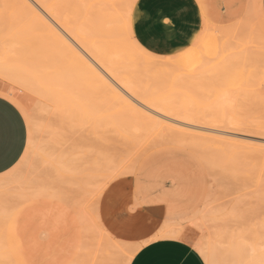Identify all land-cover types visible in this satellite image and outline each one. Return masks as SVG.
<instances>
[{
    "label": "rangeland",
    "instance_id": "rangeland-1",
    "mask_svg": "<svg viewBox=\"0 0 264 264\" xmlns=\"http://www.w3.org/2000/svg\"><path fill=\"white\" fill-rule=\"evenodd\" d=\"M134 1L90 0L93 17L96 20L93 29V39L95 42H102L108 47L110 46V50H122L123 52H120V54L113 53L111 56L118 58L117 62H119L120 66L122 65L123 73L125 75L127 73L126 76H129L130 79L132 78V81L136 79L137 82H140L141 88H143L142 84L145 86L147 84L148 89L143 86L148 92L150 91L149 93L151 96L153 95L152 97L156 99L158 97L160 99L163 98L176 106L178 105V107H186L189 113L195 114L194 117L203 123H196L195 125L193 123L191 125L190 123H180L151 115L158 122V125H155L142 122L140 119H132L131 116L113 115V110L117 111L120 107L117 101H111L110 98L109 100L106 98L108 102H103V104L105 103L108 108L105 106L103 108L102 101H99V99H102L100 98L102 97L101 95L106 92L94 89H91L92 99H95L98 104H102V107H100L104 111L107 110L105 112L107 117L97 105L99 112L101 111L103 115L100 117L98 114L99 116L96 117L97 115L95 114L93 116L95 122H91L93 119L88 118L89 122L84 121L82 123L80 122L82 117L78 119L77 115H74L75 117L67 116V112L64 109L62 111L64 114L61 113V103H58L59 100L55 95L57 93L53 96L56 91H45L46 89L41 88L40 83L38 89L35 83L38 93L36 98L39 101L33 105V110L38 117L35 121L33 136L36 152L43 161H47L46 163L52 169L55 177H60L65 181L75 179L78 181H75L72 186L70 184L67 185V191H58L53 186L54 181L52 178L42 175L38 170H34L27 161L20 174L0 175V232L4 231L3 233H6L8 231L11 245L16 248L22 247V250L28 252L25 253L27 257L25 258L30 264H76V262L78 264H88L89 238H86L83 233L79 235L81 229L78 231L77 228H80L79 224L84 223V219H93V214L97 213L102 225L109 233L124 241L123 245L135 246L139 239L136 237L137 235L129 233L128 229L118 230L119 235L114 234L110 230L105 223L108 217L100 210V190L97 189L99 191L96 192L95 187L94 191L91 190V186L93 187L94 183H101L99 180L102 181L103 177L115 168V165L118 173V178H116L115 182L122 184L123 197L128 202L126 204V208L129 209L127 215L132 216L133 211L136 209L150 206L157 207L163 218L160 228L164 225L165 220H174V227H178V230L181 228V236L192 245H195L199 249L198 252L200 254V250L204 252L206 256L204 254L201 256L207 264H234L235 259L231 257V254L234 253L231 251L234 249V243H232L234 238L236 237L235 240L240 239L237 236L241 234L242 238L240 241L243 244V238L246 239L244 240V242L246 241L245 245H243L246 249L249 246L246 243L250 241L249 233L253 231V229L250 231V226L254 224L260 229L264 223V135L251 127L252 122L264 124V27L257 12L255 1L247 0L246 11L239 19L230 24H206L207 21H204L194 42L182 51L173 55H157L147 50L151 53V57L143 56L139 49L128 45L122 35L121 18L124 11L131 12L132 10V8L125 9L122 6L132 5ZM18 2L17 0H0V77L7 71L13 78H22L23 72L27 73L26 70H29V73L32 70H37L36 73L38 74L42 72L36 75L32 71V75L35 74L33 77L37 76L38 78L41 75L46 77L47 71L51 70L53 66L55 69L49 71L51 72V74H48L50 75L49 77L56 70L60 71V69L63 73L67 71L69 75L71 73L69 71L75 72L73 68L63 71L62 68L64 66L66 68L69 66L68 64L63 66V60L60 63L61 65L58 64L62 56H60L55 45L51 44L47 39L46 24L48 25V21L33 5L30 4V7L26 5L19 7L21 3L19 2V4ZM204 25L208 28L206 29L207 31H204ZM209 29L211 32H208L210 31ZM244 35L246 36L244 37ZM105 41H108V43ZM200 41L206 42L205 45L198 47L199 43L203 45ZM215 48L218 50L215 51ZM238 48L239 50H237ZM234 50L236 52H233ZM241 50H243V53ZM237 54L238 56L242 55L244 59H240L242 56L238 58ZM224 55H226V58H222ZM120 57L123 59L121 62ZM48 58L49 60H47ZM51 58H56L54 61L58 62V65L54 61L53 65L51 63L53 59ZM48 61H50L49 64L47 63ZM45 66L46 69L44 68ZM72 73L71 75L73 76ZM45 77L44 79L47 78ZM68 77L71 79L70 76ZM82 90L84 93V89ZM120 94L119 92V96H121ZM124 100L134 106L130 99L126 100L125 97ZM82 102H84V99L79 98L78 103L82 105ZM79 107L81 108L82 106ZM58 108H60V111H58ZM92 110L94 109L92 108ZM118 110L121 111L120 108ZM110 116L111 118L112 116L114 118L117 117L115 120H120L121 122H117L115 126L112 125L111 127V124H109L111 121L108 123ZM97 118L104 119V122L100 120L99 127L96 124L99 121H96ZM229 119L232 122L234 120L235 122L237 121V123L231 122L233 126L236 125L234 126L235 128L228 124L229 122L227 121ZM241 122L245 126L247 125L246 128L249 127V129L238 130L237 126ZM79 127L81 130L78 129ZM110 127V130H113L112 132L108 130ZM105 130L106 132L103 135ZM114 130L116 131L115 134L119 135H117V139H121L120 141L116 137L113 139ZM92 131L93 133H91ZM98 131L102 133H97ZM176 131L180 133L183 131L184 136L177 135ZM110 134H112V138ZM163 136L165 140H160V138L163 139ZM187 136L190 139L193 138L191 139L193 141L191 142L190 139L185 138ZM72 137L75 138L73 139ZM89 138L90 140H88ZM102 138L103 141L101 140ZM183 138H185V143L179 144L181 141L183 142ZM69 139L70 141H68ZM145 139L148 140L145 141ZM76 140H81V142ZM97 140H101L102 143L100 144ZM108 140L110 141L107 143ZM115 140L120 143H115L117 142ZM123 140L124 143L122 142ZM90 141L91 145H95L90 146ZM104 141L106 144H104ZM155 141L158 143H155ZM173 141H179V143H174ZM110 142H112V145H110ZM146 144H149V146ZM71 145L72 147L74 146V151L78 145V149L81 147L83 151L79 149L74 152L71 150ZM122 145L124 146L122 147ZM131 145L133 146L131 147ZM110 146L114 147V153L118 150V153L116 152L117 155L112 153ZM99 148L101 150L109 149L110 152L108 151V153L114 155L111 159L115 158L113 162L115 163L116 161V164H113L108 156L109 154L107 157L103 156V153L102 157L100 154L102 151ZM124 148L126 151L123 150ZM78 152H80L79 155L76 154ZM121 152L125 153L122 154ZM97 153H99L98 158L92 156V154L97 156ZM106 153L107 150H105L104 155ZM72 154H76L77 159L72 157ZM132 154L134 155L132 156ZM79 156H82V158ZM126 156L128 161L131 159L129 163H127ZM70 157L72 158L71 162H69L70 159H67ZM101 157L103 158L102 160ZM96 158L104 163L102 164ZM65 160H69L68 163ZM117 160L120 162V168L119 164L117 167ZM95 161H98V164ZM70 163H73L75 170L77 169L76 172L72 169L73 167L70 166ZM104 164L107 169H109V165L114 168L107 172L108 170L105 171L106 169H104ZM63 165H66L65 168ZM92 167L94 169L98 167L97 171L91 170ZM68 169L73 174L75 172L74 176L71 174L68 177L70 173L67 171ZM102 170L106 172V175L102 174L103 177L101 176L102 172L100 174L98 172ZM92 171L95 172L94 175H91ZM77 173L79 174V176L77 175L78 177H76ZM96 173L100 176H97ZM96 176L99 179L95 178ZM108 177H110L109 174L105 179ZM110 180L108 182L106 180L102 181V189L99 187L102 192L106 191L110 184L114 182ZM45 189L46 193L43 191ZM91 191L93 192L92 194ZM163 195L165 199H162ZM63 198L64 200H62ZM94 200L97 202L95 212H93L92 208ZM83 207L88 210L87 212L84 210V214H82ZM75 212L78 213L76 214ZM80 213L81 216L85 215V218L77 222ZM1 214L4 216L2 217ZM193 216H195L197 221L195 228L192 227ZM5 217L8 218L7 221L4 220ZM87 219L85 222L91 225V228L93 225L94 229V221H88ZM114 223L115 221H113ZM259 223L260 225H258ZM11 228L16 229L18 235H15L16 230L14 231ZM93 231H96V228ZM245 231H247V234L243 235L242 232ZM20 242L22 243L20 244ZM140 242L143 241L140 240ZM76 244H79V251L74 249ZM86 250L88 251L87 254ZM39 254L41 255L39 256ZM72 254L75 259H73L74 256ZM118 257L117 260L119 259ZM76 258L79 259L76 260Z\"/></svg>",
    "mask_w": 264,
    "mask_h": 264
},
{
    "label": "bare ground",
    "instance_id": "bare-ground-1",
    "mask_svg": "<svg viewBox=\"0 0 264 264\" xmlns=\"http://www.w3.org/2000/svg\"><path fill=\"white\" fill-rule=\"evenodd\" d=\"M10 1H12V0H10ZM17 1H19L18 3L20 4V6L19 7H21L22 5H26L27 7H30V4L31 5H33L34 7H35V9H37L40 13H41V15L47 20V17L44 15V12H42L39 8H37L36 7V5H43L44 6V11H46L49 15H51L52 17H54L55 18V20L57 21V23H59L70 35H71V37H72V39L73 40H75L87 53H88V56H91L94 60H95V64L94 63H92L89 59H88V56H85L81 51H80V49L79 48H77L74 44H72V42L71 41H69V40H67L65 37H64V35L54 26V25H52L51 24V22L50 21H48V25L46 24V28H47V31H46V36H47V39L51 42V44H54L55 45V48L59 51V53H60V56H62V59L61 60H57L58 62H56V61H54V60H56V58H51V59H53L52 61H51V63L54 65V62H55V64H60V63H62L63 61H64V63H62V65L64 66V64H68L69 66H67V68L65 67V69H64V67L62 68V70L64 71V70H66V69H72L73 68V71L75 70V72H73L72 73V71H69V72H71L72 74H73V76L71 75V73H70V75H69V73L66 71V72H61V69H60V71H58V70H54L55 72V74L53 73L52 75H51V77H49L50 75H48V74H51V72H49V71H52V69H55L54 68V66H53V68H52V66H51V70H46L47 71V73H46V71H45V73L47 74V78L46 79H44V77H42V75H41V77H38L37 78V76H35V77H33L34 78V82L37 84L36 86H37V88L39 89V83H40V85L42 86H40L41 88H45L46 90L45 91H47V90H51V91H56V92H52L53 93V96H54V94L55 93H57V94H55L56 95V98L60 101H58V103H61L60 105H61V107H62V109H61V113H62V111H63V109H64V111L65 112H67L66 114H67V116H76L77 115V117H78V119H80V117H82L81 119V121L80 122H84V121H86V122H89V120H88V118H90V119H93L94 117V115L96 114L97 116L96 117H98L99 115H100V117L103 115L102 113H101V111L99 112V108H100V110H103V109H101V107H102V104H103V102H108L107 101V99L109 100V98H110V100L112 101H117V103L119 104L118 106H120L119 108L121 109V111H119L116 107H114V108H116L117 109V111H114L113 110V112L114 113H112L113 115H122V116H131L132 117V119L133 118H136V119H140L142 122H145V123H149V124H155V125H158L157 123V120H155L151 115H153V116H156V117H159V118H161V119H171V120H173V121H178V122H182V123H190L191 125L193 124V125H195L196 123H203V122H201V121H199L198 119H196L194 116H195V114H192V113H189V111H188V109L186 108V107H178V105L176 106L175 104H173L172 102H170V101H168V100H164L163 98L162 99H160L159 97H158V99H156V98H154V97H152L151 96V94L145 89V87L147 88V84H146V86L144 85V84H142V87L143 88H141V84H140V82H137L136 81V79H133V81H132V78L130 79L129 78V76L127 77L126 75H127V73H126V75L123 73L124 71L122 70V68H121V66L119 65V62H117V59H116V57L114 56H111L113 53L114 54H116V53H119L120 54V52H123L122 50H118V51H114L115 49H113V50H110V46L108 47L105 43H102V42H95V40L93 39V29H94V26H95V22H96V20L94 19V17H93V13H92V11H93V9H92V5H91V2H90V0H17ZM136 1V0H135ZM134 1V2H135ZM255 2H256V0H254ZM29 2V4H27ZM13 3V2H12ZM17 3V2H16ZM10 4V3H9ZM134 5V3L132 4V6ZM18 6V5H17ZM23 7V6H22ZM249 12V11H248ZM261 21H262V19H261ZM206 24H209L208 22H206ZM262 25H263V27H264V22L262 21ZM205 26V25H204ZM206 29H208L206 26H205V30L204 31H207ZM210 30V29H209ZM220 30V29H219ZM208 32H211V30L210 31H208ZM239 32V31H238ZM204 33V32H203ZM214 34V33H213ZM220 34V33H219ZM241 34V33H240ZM235 35H236V33H235ZM234 35V36H235ZM252 35V34H251ZM246 35H244V37H245ZM237 37V36H236ZM248 37V36H247ZM253 37V36H252ZM240 38H241V36H240ZM238 39V38H237ZM197 40H199V39H197ZM238 40H240V39H238ZM206 41V40H205ZM248 41V40H247ZM252 41V40H251ZM48 42V41H47ZM106 43H108V41H105ZM197 42V41H196ZM200 42H202V41H200ZM214 42V41H213ZM217 42V41H216ZM240 42H242L241 40H240ZM49 43V42H48ZM205 43L206 42H202V44L203 45H200L201 43H199V45H198V47H201V46H204L205 45ZM215 43V42H214ZM233 43V42H232ZM239 43V42H238ZM239 45V44H238ZM224 46V45H223ZM227 46V45H226ZM225 47V46H224ZM53 49H54V47H53ZM56 49H54V50H56ZM205 49V48H204ZM248 49V48H247ZM246 49V50H247ZM57 50H56V52H57ZM218 49L217 48H215V51H217ZM237 50H239V48L237 49ZM208 51V50H207ZM232 51V50H231ZM243 50H241V52H242ZM125 52V51H124ZM219 52V51H218ZM233 52H236L235 50L233 51ZM253 52V51H252ZM219 53H221V52H219ZM230 53V52H229ZM238 53V52H237ZM243 53V52H242ZM245 53V52H244ZM216 54V53H215ZM222 54V53H221ZM239 54H241V53H239ZM248 54V53H247ZM260 54V53H259ZM59 55V54H58ZM230 55H231V53H230ZM251 55V54H250ZM55 56V55H54ZM53 56V57H54ZM223 56V55H222ZM233 56V55H232ZM231 56V57H232ZM237 56H238V54H237ZM242 56V55H241ZM241 56H238V58H240ZM258 56V55H257ZM121 58V57H120ZM222 58H226V55H224V57H222ZM229 58V57H228ZM235 58V57H234ZM234 58H232V59H234ZM244 59V57L242 56L240 59ZM252 58V57H251ZM256 58V57H255ZM263 58V57H262ZM58 59V58H57ZM60 59V58H59ZM237 59V58H236ZM259 59V58H258ZM47 60H49V58L47 59ZM63 60V61H62ZM121 60H123L122 58L120 59V62H121ZM235 60V59H234ZM246 60V59H245ZM54 61V62H53ZM61 61V62H60ZM66 61V62H65ZM261 61V60H260ZM49 62L50 61H48L47 63L49 64ZM243 62H244V60H243ZM50 63V64H51ZM57 64V65H58ZM47 65V64H46ZM57 65H55V66H57ZM61 65V64H60ZM97 65H99L100 67L98 68L97 67ZM126 65V64H125ZM263 65V64H262ZM44 66V65H43ZM48 67V66H47ZM50 67V66H49ZM57 67H59V66H57ZM43 68V67H42ZM45 69H46V66L44 67ZM121 68V69H120ZM124 68V67H123ZM50 69V68H49ZM57 69H59V68H57ZM101 69H103V71H101ZM32 70V69H31ZM121 70V71H120ZM128 70V69H127ZM27 71V73H29V70H26ZM33 71V73H35L36 75H39V74H41L42 72L41 71H39V72H41V73H36L37 72V70L35 71V70H32ZM32 71H31V75H32ZM44 71V70H43ZM23 72V71H22ZM24 74H27L26 72H23ZM44 73V74H45ZM66 73H68V74H66ZM105 73H107L108 74V76H106L105 75ZM24 74L22 75V77L24 76ZM35 74H33V75H35ZM32 75V76H33ZM68 76H70L71 77V79L68 77ZM111 77V79H109L108 77ZM39 78H41L40 80H39ZM43 80V81H42ZM113 80H115L116 81V83L114 84L112 81ZM138 83V84H137ZM117 84L119 85V87H117ZM139 84H140V86H139ZM145 87H144V86ZM49 88V89H48ZM149 88V87H148ZM147 88V89H148ZM80 89V90H79ZM82 89H84V93H83V90ZM85 89H87V90H85ZM94 89V90H97V91H99V90H102V91H105L106 93H107V96H106V93H104V92H102V93H104V95H101L102 97H100V95H99V97L100 98H102V99H99V101H102V104L100 105V104H98L97 102H95V99L93 100L92 98V93H91V91ZM42 90V89H41ZM40 90V91H41ZM44 90V89H43ZM151 90V89H150ZM39 91V90H38ZM88 92V93H87ZM119 92L121 93L120 95L122 96H125L126 97V100L128 99H130V102L132 101L133 103H134V106H133V104H129L128 103V101H125L124 100V98H123V96H122V99H121V96H119ZM45 93H47V92H45ZM51 93V94H52ZM86 93V94H85ZM99 93V92H98ZM44 94V93H43ZM81 94V95H80ZM85 94V95H84ZM87 94H88V100H87ZM101 94V93H100ZM42 95V94H41ZM79 96V97H78ZM39 97H40V95H39ZM91 97V98H90ZM104 97H105V101H104ZM84 99V102H82V105H80L79 103H78V99ZM107 98V99H106ZM91 99V100H90ZM86 100V101H85ZM82 101V100H81ZM89 102V103H88ZM131 102V103H132ZM226 102V101H225ZM85 105H84V104ZM88 103V104H87ZM92 103H94L93 104V106H92ZM110 103V102H109ZM108 103V104H109ZM114 103V102H113ZM116 103V104H117ZM57 104V103H56ZM115 104V105H116ZM99 106V108H98V106ZM110 105H111V103H110ZM79 106H82L81 108L79 107ZM91 108H90V107ZM101 106V107H100ZM104 106H105V103L103 104V108H104ZM57 107H59V106H57ZM56 107V108H57ZM60 107V108H61ZM106 107V106H105ZM60 108H58V111H60L59 109ZM92 108L94 109V110H92ZM106 108H108V106L106 107ZM66 109V110H65ZM159 109V111H157ZM96 110H97V113H96ZM92 111H94V112H92ZM107 110H103V113H105ZM109 111V110H108ZM99 112V113H98ZM62 114H64V113H62ZM99 114V115H98ZM74 116V117H75ZM92 116V117H91ZM105 116L107 117V114L105 113ZM109 116V115H108ZM66 117V116H65ZM69 118V117H68ZM117 117H113L112 116V118H111V116H110V120L108 119V118H106V119H108L109 121H108V123L109 124H111V127H112V125H116L117 124V122H121L120 120H115ZM70 120H71V118H69ZM76 119V118H75ZM75 119H73V120H75ZM77 119V120H78ZM84 119H87V120H84ZM95 119V118H94ZM93 119V121H91V122H95V120ZM105 119V120H106ZM122 120H124L123 118H121ZM76 120V121H77ZM99 120V121H98ZM100 120L101 119H96V121H98V123H96L97 125L100 123ZM227 120V119H226ZM234 120V119H233ZM67 121V120H66ZM102 122H104V119L102 118V120H101ZM184 121V122H183ZM70 122H72V121H70ZM69 122V123H70ZM80 122H77V123H80ZM90 122V123H91ZM138 122V121H137ZM227 122H229L228 124H231V122H232V120H228ZM227 122H226V124H227ZM233 122H235V120L233 121ZM232 122V123H233ZM245 122V121H244ZM68 123V122H67ZM90 123H88L89 125H91ZM235 123H237V121L235 122ZM234 123V124H235ZM239 123V122H238ZM248 123H250V122H248ZM75 124V123H74ZM72 125V124H71ZM75 125H77V124H75ZM101 125H102V123H101ZM108 125V124H107ZM124 125V124H123ZM201 125V124H200ZM119 126V125H118ZM231 126H233V124H231ZM234 126H236V125H234ZM233 126V128H235ZM248 126H249V124H248ZM262 126H264V124L263 123H260V122H252L251 123V127L254 129V130H256V131H260L261 132V127ZM73 127V126H72ZM81 127H82V125H81ZM98 127H99V125H98ZM106 127V126H105ZM111 127L108 129V130H110L111 129ZM126 127V126H125ZM132 127V126H131ZM130 127V128H131ZM205 127V126H204ZM247 127V125L244 127V129H249V127L248 128H246ZM66 128V127H65ZM74 128V127H73ZM73 128H72V130H73ZM85 128H86V126H85ZM85 128H83V129H85ZM88 128V127H87ZM230 128H232V127H230ZM78 129H80V127L78 128ZM98 129V128H97ZM113 129V128H112ZM115 129V128H114ZM81 130V129H80ZM80 130H79V132H80ZM86 130V129H85ZM89 130H90V128H89ZM99 130H101V129H99ZM107 130V131H108ZM125 130V129H124ZM77 131V130H76ZM88 131V130H87ZM95 131V130H94ZM102 131V130H101ZM101 131H98L97 133H100ZM111 132L113 131V130H110ZM126 131V130H125ZM124 131V133H126ZM252 131V130H251ZM66 132H68V131H66ZM75 132V131H74ZM89 132V131H88ZM105 132H106V130L103 132V135L105 134ZM110 132V133H111ZM115 130H114V134H113V139H114V137H116V139H117V135L115 134ZM121 132V131H120ZM129 132V131H128ZM172 132H174V131H172ZM177 133V135H181V136H184V134H183V131H181L182 133H180L179 131H176ZM223 132V131H222ZM255 132V131H254ZM259 132V133H260ZM76 133V132H75ZM81 133V132H80ZM91 133H93V131L91 132ZM102 133V132H101ZM118 133V132H117ZM180 133V134H179ZM187 133V132H186ZM229 134V133H228ZM85 135V134H84ZM98 135V134H97ZM101 135V134H100ZM111 135V138H112V134H110ZM110 135H109V139L111 140V138H110ZM116 135V136H115ZM78 136V135H77ZM86 136V135H85ZM119 136V135H118ZM127 136V135H126ZM170 136V135H169ZM173 136V135H172ZM189 136V135H188ZM188 136L187 137H185V138H188ZM66 137V136H65ZM65 137H64V139H65ZM90 137V136H89ZM106 137H107V135H106ZM166 137H168V136H166ZM171 137V136H170ZM67 138V137H66ZM73 138V137H72ZM71 138V139H72ZM75 138V137H74ZM73 138V139H74ZM77 138V137H76ZM80 138V137H79ZM175 138V137H174ZM185 138H183V142L181 141L180 143H179V141H173L174 143H179V144H184L185 142ZM68 139V138H67ZM99 139V138H98ZM119 139H120V137H119ZM168 139V138H167ZM166 139V140H167ZM190 139V137L188 138V140ZM191 139H193V138H191ZM190 139V141L192 142L193 140H191ZM59 140V139H58ZM79 140V139H78ZM78 140H76V141H78ZM82 140V139H81ZM81 140L80 141H78V142H81ZM88 140H90V138L88 139ZM102 141H103V138L101 139ZM101 140H97L100 144L102 143L101 142ZM105 140V139H104ZM110 140H108L107 141V143L110 141ZM118 140V139H117ZM117 140H115V141H117ZM121 140V139H120ZM120 140H118V141H120ZM139 140V139H138ZM141 140V139H140ZM146 140H148V139H145V141ZM160 140H165L164 139V136H163V139L162 138H160ZM169 140V139H168ZM174 140V139H173ZM187 140V139H186ZM57 141V140H56ZM61 141V140H60ZM66 141V140H65ZM68 141H70V139L68 140ZM75 141V142H76ZM91 141H92V139H91ZM91 141H90V146H93V145H95V144H93V145H91L92 143H91ZM106 141V140H105ZM104 141V144H106V142ZM114 141V142H115ZM115 142V143H120V142ZM190 141H189V143H190ZM74 142V143H75ZM113 142V144H115ZM123 143H124V140L122 141ZM126 142V141H125ZM139 142V141H138ZM148 142V141H147ZM157 141H155V143H156ZM167 142V141H166ZM195 142V141H194ZM112 142H110V145H112L111 144ZM126 143H128V142H126ZM135 143V142H134ZM143 143H145L144 141H143ZM142 143V144H143ZM158 143V142H157ZM159 143H161L160 141H159ZM62 144V143H61ZM104 144H102V145H104ZM116 144V145H117ZM140 144V143H139ZM138 144V145H139ZM191 144V143H190ZM194 144V143H193ZM64 145V144H63ZM81 145H83V144H81ZM116 145H113V146H116ZM147 145V144H146ZM99 146H101V145H99ZM124 145H122V147H123ZM130 146V145H129ZM133 145H131V147H132ZM134 146H135V144H134ZM143 146V145H142ZM147 146H149V144L147 145ZM59 147V146H58ZM68 147V146H67ZM71 147H72V145H71ZM74 147V146H73ZM73 147H72V149L71 150H73L74 151V149H73ZM78 147H79V145L78 146H76V150H79V149H81V147L78 149ZM95 147V146H94ZM94 147H92L93 149H95ZM111 147V151H112V153L113 154H115V155H117L116 154V152L118 151V150H116L115 151V153H114V147L112 148V146H110ZM136 147V149H137V146H135ZM146 147V146H145ZM197 147V146H196ZM63 148V147H62ZM83 148V147H82ZM105 148H107V147H105ZM116 148V147H115ZM119 148V147H118ZM139 148V147H138ZM59 149H61V148H59ZM66 149V148H65ZM64 149V150H65ZM69 149V148H68ZM67 149V150H68ZM120 149V148H119ZM134 149V148H133ZM142 149L144 150V148L142 147ZM63 150V151H64ZM75 150V151H76ZM82 150V149H81ZM90 150V149H89ZM99 150L100 151H102L100 154H101V156H102V154L104 153L105 154V150H107V153H106V155H104L103 154V156H107L108 154V156H109V158L111 159L112 158V156H114L113 154H111V153H108V151H109V149H100L99 148ZM98 150V151H99ZM104 150V151H103ZM122 150V149H121ZM123 150H125V148L123 149ZM128 150V149H127ZM140 150H141V148H140ZM73 151H71L72 153H73ZM74 151V152H75ZM83 151V150H82ZM82 151H80V152H82ZM126 151V150H125ZM129 151V150H128ZM69 152V151H68ZM80 152H78V153H76V154H78L79 155V153ZM91 152V151H90ZM110 152V151H109ZM130 152V151H129ZM134 152V151H133ZM95 153V152H94ZM118 153V152H117ZM122 153V152H121ZM123 153H125V152H123ZM122 153V154H123ZM131 153V152H130ZM136 153V152H135ZM67 155H71L70 153H66ZM76 154H72V157H76V159H77V156H76ZM82 154V153H81ZM84 154V153H83ZM91 154V153H90ZM98 154L99 153H97V156L96 155H94V154H92V156L94 157H97L98 158ZM119 154H120V151H119ZM118 154V155H119ZM121 154V155H122ZM74 155V156H73ZM134 154H132V156H133ZM138 155V154H137ZM92 156H90V157H92ZM102 156V157H103ZM107 156V157H108ZM111 156V157H110ZM124 156V155H123ZM79 157H81L82 158V156H79ZM89 157V158H90ZM101 157V160L103 159ZM107 157H105V159H107L108 160V158ZM81 158H80V161H81ZM96 158V159H97ZM100 158V157H99ZM123 158V157H122ZM56 159V158H55ZM60 159V158H59ZM67 159H70V161L69 160H65V161H67V163H68V161L69 162H71V157L70 158H67ZM85 159H87V158H85ZM84 159V160H85ZM114 160H115V158H113ZM113 159H111V161L113 162ZM126 159H127V163H129V161H131V159L128 161V157L126 156ZM89 160V159H88ZM91 160H92V158H91ZM90 160V161H91ZM98 160V159H97ZM45 161V160H44ZM64 161V162H65ZM76 161V160H75ZM78 161V160H77ZM99 161V160H98ZM97 161V162H98ZM118 161V160H117ZM47 162V161H46ZM83 162V161H82ZM96 162V161H95ZM96 162V163H97ZM99 162H101V161H99ZM110 162V161H109ZM133 162V161H132ZM86 163V162H85ZM89 163H91V162H89ZM95 163V164H96ZM102 164L104 163L103 161L101 162ZM120 162L118 161V163H117V167H118V164H119ZM71 164V163H70ZM69 164V165H70ZM73 164V163H72ZM70 165V166H72L73 168V170L76 172V170H75V167L73 166V165ZM98 164V163H97ZM101 164V165H102ZM108 164H110V163H108ZM113 164L115 165L116 164V161H115V163L113 162ZM90 165H92V164H90ZM101 165H99V167L101 166ZM105 165V164H104ZM64 166V165H63ZM66 166V165H65ZM65 166H64V168H65ZM70 166H68V167H70ZM110 166H112V165H109V169H107V167H106V165L104 166V169H106L105 171H107V172H109V170H111V168H114L113 170H115L116 171V165L114 166V167H110ZM59 167V166H58ZM96 167V166H95ZM102 167V166H101ZM121 167V165L119 164V168ZM60 168V167H59ZM98 168V167H97ZM96 168V169H97ZM119 168H117V169H119ZM63 169V168H62ZM71 169V168H70ZM89 169V168H88ZM96 169H94L93 167H92V169L91 170H93V171H95ZM102 169H103V167H102ZM64 170V169H63ZM99 170H101V168H99ZM67 171H69V169L67 170ZM92 171V172H93ZM97 171V170H96ZM104 170H102V171H98L99 172V174L101 173V176L103 177V175H106L105 173L106 172H103ZM112 171V170H111ZM110 171V172H111ZM70 172V171H69ZM75 172H74V174H75ZM78 172V171H77ZM91 172V175L93 174L94 175V173L95 172H93L92 173ZM110 172L108 173L109 174V176H110ZM71 174H73V172L71 173H69V176L68 177H70L71 176ZM74 174L72 175V176H74ZM103 174V175H102ZM107 174V175H108ZM79 176V174L77 173L76 174V177H78ZM96 175H97V173H96ZM106 175V176H107ZM97 176H100V175H97ZM95 177V178H98L99 179V177ZM106 176H104L103 177V180H106L107 182L110 180V177H108L107 179H105L106 178ZM62 177V176H61ZM66 178V177H65ZM92 178H94V177H92ZM101 178V177H100ZM116 178H118V176H116ZM72 179H73V177H72ZM75 179V178H74ZM102 179V178H101ZM109 179V180H108ZM2 180V179H1ZM102 180V181H103ZM112 180V179H111ZM110 180V181H111ZM4 181V180H3ZM44 181V180H43ZM75 181H78V180H76L75 179ZM96 181V180H95ZM101 183H99L98 182V184L96 183H94V186L92 187L91 186V190L92 191H94V187H95V190H96V192L97 191H99V193H101L102 191H101V189H102V187H101V184H102V181L101 180H99ZM106 181H105V183H106ZM97 182V181H96ZM104 182V181H103ZM78 183V182H77ZM3 184V183H2ZM96 185H99V186H97L96 187ZM107 185V184H106ZM105 185V186H106ZM47 186V185H46ZM70 186H72V184H70ZM102 186H103V184H102ZM50 187V186H49ZM99 187H101V189L99 188ZM26 188V187H25ZM28 188V187H27ZM104 188V187H103ZM97 189H99V190H97ZM41 190V189H40ZM43 191H45V193H46V189L45 190H43ZM52 191V190H51ZM91 191V194L93 193ZM95 192V193H96ZM54 193H55V191H54ZM18 194V193H17ZM25 195V194H24ZM28 195V194H27ZM31 196V195H30ZM29 196V197H30ZM34 196V195H33ZM37 196H38V194H37ZM52 196V195H51ZM60 196V195H59ZM57 198V197H56ZM56 198H53V199H56ZM61 198V197H60ZM4 199V198H3ZM59 199V198H58ZM15 200V199H14ZM17 200V199H16ZM62 200H64V198L62 199ZM4 201V200H3ZM8 201V200H7ZM58 201V200H57ZM15 202H17V201H15ZM27 202V201H26ZM11 203V202H10ZM23 203V202H22ZM3 205V204H2ZM9 206V205H8ZM12 206V205H11ZM17 207V206H16ZM84 207H86V206H84ZM83 207V208H84ZM74 208H75V206H74ZM81 208V207H80ZM79 208V209H80ZM84 210L87 212L88 210H86L85 208L82 210V211H80V212H82V214H84L85 212H84ZM2 211V210H1ZM50 212V211H49ZM79 212V211H78ZM78 212H75L76 214L78 213ZM2 213H3V211H2ZM3 214H5V213H3ZM88 214V213H87ZM87 214H86V216H87ZM90 215H91V213H89ZM90 215H88V216H90ZM1 216H2V214H1ZM4 216V215H3ZM2 216V217H3ZM7 216V215H6ZM80 216V217H79ZM83 216V215H82ZM81 216V213L78 215V217H79V219L77 220V222L78 221H81V219H84L85 217V215L82 217ZM9 217V216H8ZM75 217V216H74ZM82 217V218H81ZM10 218V217H9ZM89 218V217H88ZM90 218H91V216H90ZM7 219L8 218H4V220H6L7 221ZM87 219V218H86ZM86 219H84V223L83 224H79V226H80V228H77L78 229V231L81 229V233L79 234V235H81L82 233H83V235L87 238H89V241H88V244L90 245H88V248L90 247V249H89V254L87 255V262H88V264H115V261L117 260V257L119 256V250H120V248L122 247V246H124L123 245V243H124V241H122L121 239H118L117 237H115L114 235H112L111 233H109L108 232V230H106L105 229V227L102 225V223H101V221H100V219H99V215H98V213L97 214H93V219H89V220H92V221H94L93 223H94V229H93V225H92V228H91V225H89L88 223H86L85 221H86ZM88 220V219H87ZM88 220V221H89ZM250 220V219H249ZM255 222V221H254ZM2 224H4V223H2ZM5 224H6V222H5ZM249 224V223H248ZM258 225H260V223L258 224ZM2 226V225H1ZM78 226V227H79ZM90 226V227H89ZM177 226V225H176ZM246 227V226H245ZM251 227H253V228H251ZM256 227V228H255ZM95 228H96V231H93V230H95ZM179 228H180V226H179ZM11 229H13V228H11ZM93 229V230H92ZM251 229H253V231L251 230ZM7 230V229H6ZM14 230V229H13ZM16 230V229H15ZM14 230V231H15ZM87 230V231H86ZM180 230H181V228H180ZM180 230H178V227L176 228V227H174V224L173 223H164V225L160 228V230L153 236V237H155V236H158V237H160V238H165V237H170V236H172V235H181V231ZM241 231H242V229H240ZM29 231V230H28ZM250 231H252V233H249V239H250V241H249V239H248V241H249V243H246V245L247 244H249V246H248V248H246L245 249V247H243V245H245V242H244V240H246L245 238H243L242 240H243V244L241 243V241H240V239L242 238L241 236V234H238V236L237 237H240V239L238 238L237 240H235L236 239V237L234 238V241H232V243H234L233 245H234V249H232L231 251L232 252H234V253H232L231 254V257H234V259H235V263H234V261H233V263L234 264H264V223L261 225V227H260V229L258 228V226H255L254 224L253 225H251L250 226ZM249 231V232H250ZM4 231H1L0 232V264H30V263H28L29 261H27V257H26V255H25V253H28V252H25V250H22V247H20V248H16V247H14V246H12L11 245V243H10V240H9V233H8V231L6 232V233H3ZM13 232V231H12ZM17 232V230L15 231V235L18 233H16ZM239 232V231H238ZM46 233V232H45ZM243 233V235H246L247 234V231H245V232H242ZM246 233V234H245ZM13 235V234H12ZM12 235H10V237H12ZM18 235V234H17ZM22 235H23V233H22ZM32 235V234H31ZM228 235V234H227ZM231 235V234H230ZM229 235V236H230ZM240 235V236H239ZM16 237V236H15ZM14 237V238H15ZM20 237V236H19ZM231 237H232V235H231ZM45 239V238H44ZM152 239V238H151ZM226 239V238H225ZM230 239H232V238H230ZM43 241V240H42ZM226 242V241H225ZM228 242V241H227ZM22 242H20V244H21ZM230 243H231V241H230ZM136 245V244H135ZM228 245V244H227ZM232 245V246H233ZM31 246V245H30ZM85 246V245H84ZM131 246V245H130ZM134 246V245H133ZM82 247V246H81ZM231 247V246H230ZM232 248V247H231ZM23 249H24V247H23ZM74 249H77L78 251H79V244L77 245L76 244V246H74ZM73 249V250H74ZM88 250V249H87ZM86 250V254L88 253V251ZM223 250H225V249H223ZM229 250H230V248H229ZM228 250V251H229ZM29 251V250H28ZM70 251V250H69ZM201 251V253H203L204 254V252H202V250H200ZM30 252V251H29ZM32 252V251H31ZM67 252V251H66ZM83 252V251H82ZM63 253H65V252H63ZM79 253V252H78ZM230 253V252H229ZM66 254V253H65ZM74 254V253H73ZM72 254V255H73ZM32 255V254H31ZM36 255V254H35ZM41 254H39V256H40ZM44 255V254H43ZM66 255H69V254H66ZM65 255V256H66ZM75 255H76V253H75ZM77 255H79V254H77ZM205 255V254H204ZM233 255V256H232ZM38 256V255H37ZM74 256V255H73ZM206 256V255H205ZM26 257V258H25ZM69 257V256H68ZM32 258V257H31ZM64 258V257H63ZM119 258V257H118ZM226 258H227V256H226ZM230 258V257H229ZM73 259H75V256L73 257ZM77 259H79V258H76V260ZM233 259V258H232ZM64 261V260H63ZM67 261H68V259H67ZM74 261V260H73ZM72 261V262H73ZM90 261V262H89ZM75 262V261H74ZM37 263V262H36ZM231 263V262H230ZM76 264H78V262H76Z\"/></svg>",
    "mask_w": 264,
    "mask_h": 264
},
{
    "label": "snow or ice",
    "instance_id": "snow-or-ice-1",
    "mask_svg": "<svg viewBox=\"0 0 264 264\" xmlns=\"http://www.w3.org/2000/svg\"><path fill=\"white\" fill-rule=\"evenodd\" d=\"M47 20L51 22L63 35L71 41L80 51L88 56V53L72 39L71 35L55 20L54 17L44 11L43 5H36ZM125 9H130L133 6L131 4L123 5ZM204 4L200 5L203 10ZM203 17V11H202ZM134 19V13L130 11H124L120 21V27L125 42L139 49L143 56L151 57V53L147 49L142 48L137 37L132 30V20ZM162 40L155 39L153 44L159 45ZM153 44H149L148 47H153ZM88 59L92 63H96L95 60L88 56ZM171 59V58H169ZM99 68L100 66L97 65ZM103 71V69H101ZM108 76L107 73H105ZM111 79V77H108ZM114 84L115 80L112 81ZM117 87L119 85L117 84ZM38 95L35 87L34 78L31 73L25 74L22 78L11 77L7 71L0 77V175H18L23 171L25 162H29L34 170H38L42 175H46L52 178L54 181L53 186L58 191H67V185L74 184L75 180L65 181L60 177H55L52 169L48 164L42 160L41 156L37 154L35 145L33 143L35 121L38 119L33 105L38 103L36 98ZM159 111V109L157 110ZM245 125L241 122L237 128L243 130ZM260 134L264 135V126L261 127ZM102 148V146H100ZM118 173L115 170L110 172V177L114 181L110 184L106 191L100 193V210L103 214H106L108 219L105 223L109 226L110 230L119 235L118 230H127L129 228L135 230L138 228L146 227L142 224L136 216H128L129 209L126 208L128 203L123 197L122 184L115 182ZM227 179V178H226ZM96 201H93V212L96 210ZM113 221L115 223L113 224ZM196 218H192V227H196ZM147 235V234H146ZM152 239H160L155 236ZM165 239L172 241L183 240L181 235H172L165 237ZM144 243L137 241L135 246L124 245L119 250V259L115 261V264H135L136 258L140 251L143 249ZM194 250L199 251L195 245ZM203 255V253H201ZM204 264H207L205 261Z\"/></svg>",
    "mask_w": 264,
    "mask_h": 264
},
{
    "label": "crops",
    "instance_id": "crops-1",
    "mask_svg": "<svg viewBox=\"0 0 264 264\" xmlns=\"http://www.w3.org/2000/svg\"><path fill=\"white\" fill-rule=\"evenodd\" d=\"M255 3L264 22V0ZM201 4L205 5L203 10ZM247 4V0H136L131 10L134 13L132 30L144 49L157 55H173L194 42L204 21L230 24L243 15ZM154 38L162 42L157 46L153 44ZM149 44L153 47L149 48ZM132 216L146 225L128 229L144 243L135 264H204L201 254L184 238L180 241L151 239L159 231L163 219L157 207L136 209ZM165 222L173 223L174 220Z\"/></svg>",
    "mask_w": 264,
    "mask_h": 264
}]
</instances>
